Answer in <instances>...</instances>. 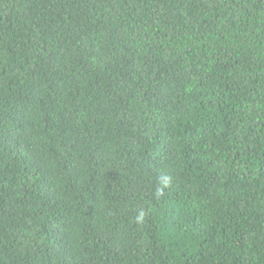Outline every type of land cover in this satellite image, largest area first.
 I'll return each mask as SVG.
<instances>
[{"label": "trees", "instance_id": "1", "mask_svg": "<svg viewBox=\"0 0 264 264\" xmlns=\"http://www.w3.org/2000/svg\"><path fill=\"white\" fill-rule=\"evenodd\" d=\"M0 264H264V0H0Z\"/></svg>", "mask_w": 264, "mask_h": 264}]
</instances>
